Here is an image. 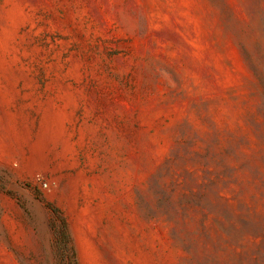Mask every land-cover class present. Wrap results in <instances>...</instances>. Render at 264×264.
<instances>
[{"label":"rangeland","instance_id":"rangeland-1","mask_svg":"<svg viewBox=\"0 0 264 264\" xmlns=\"http://www.w3.org/2000/svg\"><path fill=\"white\" fill-rule=\"evenodd\" d=\"M0 264H264V0H0Z\"/></svg>","mask_w":264,"mask_h":264},{"label":"trees","instance_id":"trees-1","mask_svg":"<svg viewBox=\"0 0 264 264\" xmlns=\"http://www.w3.org/2000/svg\"><path fill=\"white\" fill-rule=\"evenodd\" d=\"M60 234H62L64 236V239L66 240V243L70 242V239H69L68 232L66 230V225H65L64 221H63L61 233L60 232L56 233V241L57 242L60 241V239H59ZM68 248L70 249L71 257L74 260V251L72 250L71 246H68Z\"/></svg>","mask_w":264,"mask_h":264},{"label":"built area","instance_id":"built-area-1","mask_svg":"<svg viewBox=\"0 0 264 264\" xmlns=\"http://www.w3.org/2000/svg\"><path fill=\"white\" fill-rule=\"evenodd\" d=\"M39 177H37V179H38ZM44 185H45V183H44Z\"/></svg>","mask_w":264,"mask_h":264}]
</instances>
